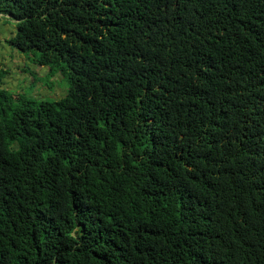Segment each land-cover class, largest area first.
<instances>
[{
	"label": "trees",
	"instance_id": "trees-1",
	"mask_svg": "<svg viewBox=\"0 0 264 264\" xmlns=\"http://www.w3.org/2000/svg\"><path fill=\"white\" fill-rule=\"evenodd\" d=\"M0 14L69 85L0 88V264H264V0Z\"/></svg>",
	"mask_w": 264,
	"mask_h": 264
},
{
	"label": "rangeland",
	"instance_id": "rangeland-1",
	"mask_svg": "<svg viewBox=\"0 0 264 264\" xmlns=\"http://www.w3.org/2000/svg\"><path fill=\"white\" fill-rule=\"evenodd\" d=\"M16 33V24L14 21L8 18H0V47L8 48L12 51H0V54L4 57V61H0L1 65L8 63V58L11 53H13V48L9 45L10 39ZM19 53V52H18ZM14 54V53H13ZM20 54V53H19ZM24 60L22 61L21 69L16 73L17 78L13 79V87L6 90L11 91V89L17 90V92H12L13 94L27 97V98H41L39 100L43 101H54L62 98L66 95L69 85L65 78H61V75L56 76H46L47 70L37 69L38 66L34 65L31 61L30 54H20ZM31 59V60H30ZM11 68H7L5 65L4 70L9 73ZM37 71V72H36ZM35 73V74H34ZM39 78V79H38ZM11 84V83H10ZM9 84V85H10ZM43 98V99H42Z\"/></svg>",
	"mask_w": 264,
	"mask_h": 264
},
{
	"label": "crops",
	"instance_id": "crops-1",
	"mask_svg": "<svg viewBox=\"0 0 264 264\" xmlns=\"http://www.w3.org/2000/svg\"><path fill=\"white\" fill-rule=\"evenodd\" d=\"M1 18V16H0ZM12 51L9 50L8 48H2L0 47V51ZM13 53H11L10 57L8 58V63H6L5 65L7 66V68H11L9 70V73H5L4 77L2 78V85L0 86L1 88L7 89L10 87H13L14 85L12 84L13 79L17 78L18 74L16 73L19 69H21V64L22 61L24 60V58L18 53L17 50L13 49ZM0 61H4V57L0 54ZM5 65H1L0 62V69H4ZM41 70H45L44 68H42ZM11 83V84H10ZM10 84V85H9ZM11 92H17V90L15 89H11Z\"/></svg>",
	"mask_w": 264,
	"mask_h": 264
},
{
	"label": "clouds",
	"instance_id": "clouds-1",
	"mask_svg": "<svg viewBox=\"0 0 264 264\" xmlns=\"http://www.w3.org/2000/svg\"><path fill=\"white\" fill-rule=\"evenodd\" d=\"M0 16L1 17H4V18H8V19H11L12 21H14L12 18H10L9 16H7V15H2V14H0ZM15 22V21H14ZM13 38V37H12ZM14 49V48H13ZM21 54V53H20ZM2 69V68H1ZM45 69V71H46V68H44ZM2 70H4V69H2ZM5 71V70H4ZM6 73V72H5ZM1 86V85H0ZM3 86V85H2ZM1 88V87H0ZM2 89V88H1ZM36 99V98H35ZM39 99H41V98H38L37 100H39ZM43 99V98H42Z\"/></svg>",
	"mask_w": 264,
	"mask_h": 264
}]
</instances>
